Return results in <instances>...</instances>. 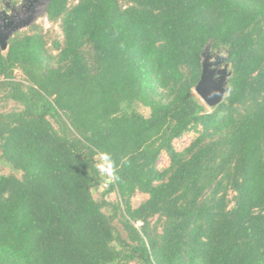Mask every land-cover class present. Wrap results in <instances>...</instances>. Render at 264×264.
I'll use <instances>...</instances> for the list:
<instances>
[{
    "label": "trees",
    "instance_id": "16d2710c",
    "mask_svg": "<svg viewBox=\"0 0 264 264\" xmlns=\"http://www.w3.org/2000/svg\"><path fill=\"white\" fill-rule=\"evenodd\" d=\"M44 16L61 41L33 24L0 50V264H264V0H49ZM206 48L230 72L208 109Z\"/></svg>",
    "mask_w": 264,
    "mask_h": 264
},
{
    "label": "rangeland",
    "instance_id": "374dc122",
    "mask_svg": "<svg viewBox=\"0 0 264 264\" xmlns=\"http://www.w3.org/2000/svg\"><path fill=\"white\" fill-rule=\"evenodd\" d=\"M77 0H70V4H75ZM16 4L12 3V0L7 1V2H0V25L2 22L7 19H11L15 16V14H19L20 16L23 15V9L26 4L25 0H15ZM42 9L41 5H36L34 8L35 11V20L31 24L38 25L42 28L43 33L47 36L49 40H62L61 37V32L58 27V24H50L45 16L44 12L40 13ZM30 25V26H31ZM29 26V27H30ZM29 27L24 28L22 30H19L17 32H25ZM226 52L225 51H220V52H211L209 48H206L205 51L202 54V66L204 67L205 74L208 76V81L212 86H217L218 90L221 91V99L227 94V89L225 88V83L227 78L230 75L229 72V66L226 63ZM193 94L197 98V100L205 105L208 109L209 106H207L201 98L198 96V94L193 91ZM3 107V110H10L12 108L11 103L3 104L1 105ZM139 112H141L143 115L148 114V111L144 108H138ZM197 137V132L196 131H190L189 133H186L183 135L181 138L175 140L173 142V147L175 148L176 151L182 152L185 148L188 147V145ZM169 165V160L166 156L165 153H162L159 157V160L157 162V168L158 170H163L166 169ZM0 168L2 173L7 174L11 172L6 166L0 164ZM97 197V195H96ZM109 199L111 201H114L115 195H110ZM144 200V197L137 195L134 199H132V202L134 205H138L140 202ZM156 222V218H153L151 220V224ZM119 227V225H117Z\"/></svg>",
    "mask_w": 264,
    "mask_h": 264
},
{
    "label": "water",
    "instance_id": "95a60500",
    "mask_svg": "<svg viewBox=\"0 0 264 264\" xmlns=\"http://www.w3.org/2000/svg\"><path fill=\"white\" fill-rule=\"evenodd\" d=\"M26 4L23 9V15L15 14L11 19L5 18L0 25V50L5 51L7 41L19 30L29 27L35 20L34 8L36 5H41L40 13L45 12V6L49 0H25ZM208 76L205 74L202 66L201 78L195 87V92L201 100L209 107L216 105L221 100V91L217 86H212L208 81Z\"/></svg>",
    "mask_w": 264,
    "mask_h": 264
},
{
    "label": "clouds",
    "instance_id": "9594fccd",
    "mask_svg": "<svg viewBox=\"0 0 264 264\" xmlns=\"http://www.w3.org/2000/svg\"><path fill=\"white\" fill-rule=\"evenodd\" d=\"M94 160V168L98 173L105 178V184H111L119 180L117 175V166L110 153L106 151H99L96 153Z\"/></svg>",
    "mask_w": 264,
    "mask_h": 264
},
{
    "label": "built area",
    "instance_id": "2783aa9c",
    "mask_svg": "<svg viewBox=\"0 0 264 264\" xmlns=\"http://www.w3.org/2000/svg\"><path fill=\"white\" fill-rule=\"evenodd\" d=\"M139 225H140V223L137 224V226H139Z\"/></svg>",
    "mask_w": 264,
    "mask_h": 264
}]
</instances>
